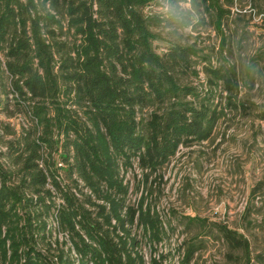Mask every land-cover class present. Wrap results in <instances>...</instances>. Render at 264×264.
Wrapping results in <instances>:
<instances>
[{
	"label": "trees",
	"instance_id": "1",
	"mask_svg": "<svg viewBox=\"0 0 264 264\" xmlns=\"http://www.w3.org/2000/svg\"><path fill=\"white\" fill-rule=\"evenodd\" d=\"M149 1L0 0L2 92L28 118L0 152L14 167L0 163V264H75L71 250L77 264H144L132 225L149 243L163 238V222L143 197L126 202L121 170L136 159L147 175L180 144L206 139L219 112L184 100L197 95L179 82L193 50L153 45V27L190 23L175 12L179 0H169L168 17L144 14ZM205 71L209 83L236 90L233 68ZM154 104L161 111L139 113ZM218 231L232 250L248 251L241 233ZM197 247L190 241L178 264H189Z\"/></svg>",
	"mask_w": 264,
	"mask_h": 264
},
{
	"label": "rangeland",
	"instance_id": "2",
	"mask_svg": "<svg viewBox=\"0 0 264 264\" xmlns=\"http://www.w3.org/2000/svg\"><path fill=\"white\" fill-rule=\"evenodd\" d=\"M173 9L169 0H150L143 13L168 17ZM175 12L187 14L190 23L153 27L158 35L153 45L161 52L174 41L193 50L179 82L197 95L184 100L210 103L219 117L206 139L180 144L163 165L146 170L147 175L136 159L121 170L128 183L126 202L135 205L143 197V205L158 212L165 228L160 241L149 243L135 222L131 233L136 249L144 264H152L153 258L155 264H178L192 241L198 247L189 264H264V0H179ZM206 66L233 68L236 90L229 95L220 79L209 83L213 77ZM1 81L6 90L8 79L0 78V152L28 123L12 95L6 99ZM154 109L161 111L154 104L139 113L148 118ZM0 163L5 170L14 168L1 155ZM218 225L241 233L248 251L232 250ZM53 235L59 241L65 237ZM69 245L67 241L64 248ZM67 253L77 264L76 253Z\"/></svg>",
	"mask_w": 264,
	"mask_h": 264
}]
</instances>
